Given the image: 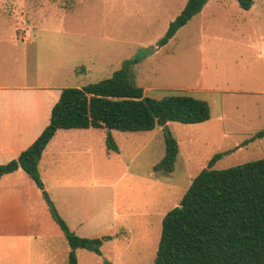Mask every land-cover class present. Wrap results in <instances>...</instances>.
Wrapping results in <instances>:
<instances>
[{"label": "rangeland", "instance_id": "rangeland-1", "mask_svg": "<svg viewBox=\"0 0 264 264\" xmlns=\"http://www.w3.org/2000/svg\"><path fill=\"white\" fill-rule=\"evenodd\" d=\"M185 2L0 0V78L81 87L139 56L133 70L145 95L185 93L209 105L205 121L166 124L178 142L170 173L153 170L164 155V126L96 128L99 187L93 201L99 226H105L93 237L118 240L106 239L100 256L78 249V264H105V258L153 264L164 214L215 153L225 152L214 163L218 169L264 157V136L249 140L264 128V0H253L248 9L237 0H207L158 46ZM107 133L118 151L107 148ZM6 246L0 251L4 264H24L33 251L26 243ZM35 248L37 254L50 251L45 242Z\"/></svg>", "mask_w": 264, "mask_h": 264}, {"label": "trees", "instance_id": "trees-1", "mask_svg": "<svg viewBox=\"0 0 264 264\" xmlns=\"http://www.w3.org/2000/svg\"><path fill=\"white\" fill-rule=\"evenodd\" d=\"M207 0H186L169 23L157 45L165 44L178 28L198 13ZM243 9L253 0H237ZM139 56L126 59L112 75L81 87L66 86L50 112L49 123L20 154L0 164V177L22 168L44 189L38 163L57 129L104 128L148 131L167 122L197 123L210 117L208 103L185 93L160 98L147 96L136 84L134 64ZM164 155L154 171L170 173L178 154V142L167 127ZM264 136V128L249 140ZM108 149L118 151L110 133ZM225 152L215 153L191 180L178 205L164 214L153 264H264V157L226 168L214 163ZM47 205L70 246L67 264H77L76 248L100 254L110 236L86 237L70 230L50 200Z\"/></svg>", "mask_w": 264, "mask_h": 264}, {"label": "crops", "instance_id": "crops-1", "mask_svg": "<svg viewBox=\"0 0 264 264\" xmlns=\"http://www.w3.org/2000/svg\"><path fill=\"white\" fill-rule=\"evenodd\" d=\"M61 89L51 84H20L9 76L0 78V164L16 158L41 133ZM95 130L57 129L38 163L44 189L58 213L71 231L88 237L105 226H99L93 201L98 196L95 175L100 155ZM17 242L33 249L24 264H67L71 248L50 214L42 189L22 168L0 177V251ZM42 242L50 251L37 254L35 246ZM78 249L82 248H76L75 254ZM0 264H4L2 254Z\"/></svg>", "mask_w": 264, "mask_h": 264}, {"label": "water", "instance_id": "water-1", "mask_svg": "<svg viewBox=\"0 0 264 264\" xmlns=\"http://www.w3.org/2000/svg\"><path fill=\"white\" fill-rule=\"evenodd\" d=\"M164 127H166V124L164 125ZM108 131H110L109 128H108ZM42 192H43V195H44L45 199H46V200H49V198H48V194L46 193V191L43 190Z\"/></svg>", "mask_w": 264, "mask_h": 264}]
</instances>
